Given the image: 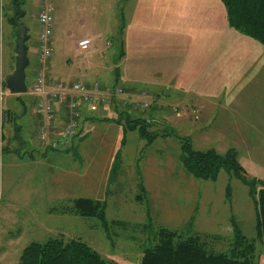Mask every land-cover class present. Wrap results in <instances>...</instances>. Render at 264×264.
<instances>
[{
    "label": "rangeland",
    "instance_id": "rangeland-1",
    "mask_svg": "<svg viewBox=\"0 0 264 264\" xmlns=\"http://www.w3.org/2000/svg\"><path fill=\"white\" fill-rule=\"evenodd\" d=\"M0 3L1 83L14 72L17 31L10 20L18 18L27 29L30 63L25 74L30 90L36 15L51 5L52 57L46 76L72 84L82 83V75L89 73L88 81L127 90L119 98L127 99V107L118 112L113 105L106 114L90 112L86 106L78 109L77 136L66 152L53 151L48 143L38 141L41 115L35 96L29 91L13 95L1 90L0 264H18L28 245L58 237L84 242L111 264H140L143 249L161 227L217 235L227 242L233 236V225L255 244L257 264H264L246 186L223 170L215 181L196 180L179 160L184 140L194 151L214 150L223 155L233 149L245 176L264 181V45L229 27L220 0H155L152 8L139 12L141 21L148 24L143 40L151 47L169 50L175 71L176 67L204 70L208 62L204 53L211 38L215 36L218 46L217 38L222 37L221 82L217 77L216 85L209 84L215 91L193 85L188 87L197 88L198 97L162 95L157 100L160 111L151 103L152 96L136 100L131 92L140 86L128 91L118 74L120 28L131 23L133 15L137 21L135 0ZM167 23L176 25L168 34L164 31ZM226 30L239 41L227 36ZM84 38L91 43L81 52L76 46ZM119 103L114 101L116 106ZM179 103L183 105L174 112ZM142 105L146 108L140 109ZM57 113L48 130L49 143L59 140L67 123ZM142 131L147 134L140 135ZM76 199L103 204L105 221L65 213Z\"/></svg>",
    "mask_w": 264,
    "mask_h": 264
},
{
    "label": "trees",
    "instance_id": "trees-1",
    "mask_svg": "<svg viewBox=\"0 0 264 264\" xmlns=\"http://www.w3.org/2000/svg\"><path fill=\"white\" fill-rule=\"evenodd\" d=\"M220 2L224 6L230 28L264 45V0H220ZM2 11L0 3V16ZM17 15L18 7L15 6V17ZM10 23L17 31L14 18L10 20ZM123 30L122 24L118 38L119 51ZM0 89L7 91L5 82L1 83ZM133 124L130 126L131 129ZM146 134V132H140V135ZM179 160L184 171L196 180L215 181L219 172L223 170L246 186L255 212L256 241L261 247V252H264V181L249 179L245 176L233 149L223 155L214 150L194 151L190 142L184 140L181 143ZM141 196L137 197L141 199ZM104 208L105 206L99 202L76 199L66 207L64 212L105 221ZM233 226V236L227 242L217 235L203 236L191 233L190 229L177 231L161 227L156 230L149 245L143 249L140 264H257L255 244L247 240L237 226ZM18 264L111 263L102 259L98 253L78 239L58 237L43 244L28 245L23 250Z\"/></svg>",
    "mask_w": 264,
    "mask_h": 264
},
{
    "label": "crops",
    "instance_id": "crops-1",
    "mask_svg": "<svg viewBox=\"0 0 264 264\" xmlns=\"http://www.w3.org/2000/svg\"><path fill=\"white\" fill-rule=\"evenodd\" d=\"M154 1L155 0H135V3L137 2L135 12H137L138 10L137 21L135 20L133 15L132 22L128 23V25L124 27L125 31L123 30L122 33L121 50L119 51L120 56H119L118 74L119 77H122L124 79L123 81L125 82L127 88H130L128 91L133 90L132 86H138V87L140 86L139 90L134 89L133 92H131V94H134V97L137 98L136 100L141 101L143 99H146L148 96H152V98H150L151 103L155 105L158 111H160L159 106H157L158 103L157 100H161L160 98L162 95L163 97L165 95L167 97L174 95L175 93H179V94H190L193 96H197L199 95L197 89L198 86H204L208 91L209 89H213V91H215V87H211L209 84L213 82L216 85L217 77H218V82L219 81L221 82L223 58H222V47L220 40L222 37L219 36L217 38L218 46L215 41L216 39L215 36L211 38L210 46L207 48L206 52L204 53V59H207L208 61L204 70L201 71L200 67L199 68L189 67L187 69L176 67V71L174 69H171L172 59L169 58V50L165 48H158L156 46L151 47V44L143 40V37L145 36V32H146L145 29H147L146 26H148V24H144V22L141 21L142 18L141 16H139V12L141 13L143 11H146L150 6L152 8ZM161 1L162 0H159V2ZM165 26L166 29L164 31L166 34H168L169 29L174 30V28L176 27L174 23L172 26L169 25V23H167ZM162 34L164 35V33ZM225 34L230 38L234 37L235 41L237 42L239 41L235 36H233V34H231L229 30H226ZM82 40H88V38H84ZM35 51H36V46H35ZM207 55L209 56L205 57ZM33 58H34L33 68L31 69L32 71H30L28 75L31 80V83L33 82L34 72L37 67L36 54L33 56ZM50 60L48 62V67L50 66ZM88 74L89 73L82 75L83 78L85 79V81L82 82L83 84L90 85V84L98 83L95 81H88V78L90 77V75ZM47 79L48 81L49 80L55 81V79L51 78L50 75L49 77H47ZM56 81L62 82L63 84H67L69 85V87L71 86V82H69L68 80L65 81L56 80ZM73 83L75 82H72V84ZM99 84L101 85V83ZM193 85L197 88L193 89L192 87H188ZM101 86L105 87V85H101ZM147 87H149V90L146 89ZM123 90L125 94H127L126 93L127 90H125L124 88ZM204 95L206 97H209L207 96L208 94L204 93ZM128 96H130L129 99L133 98L130 94ZM123 99L124 100H119V98H114L111 100V103L108 106L102 107L98 111H101L103 114H106L105 110H107V107L113 105V108L115 107L116 111L118 112L119 109H122L123 107L124 108L127 107V105L124 104L127 101V99L125 98ZM115 100H117V103L120 102L117 106L114 104ZM121 101L123 103H121ZM180 104L181 103L176 104L177 106L173 109L174 112L179 109ZM60 110L62 115H60V112H58L57 114L60 115L62 118H64L63 115L65 114V110L61 107ZM91 118L92 117L89 116L86 118V120H90ZM74 140L75 138L72 139L71 141L72 146L75 142ZM68 150L69 149L67 147L64 152Z\"/></svg>",
    "mask_w": 264,
    "mask_h": 264
},
{
    "label": "built area",
    "instance_id": "built-area-1",
    "mask_svg": "<svg viewBox=\"0 0 264 264\" xmlns=\"http://www.w3.org/2000/svg\"><path fill=\"white\" fill-rule=\"evenodd\" d=\"M54 8L47 5L41 8L36 15L37 37H36V71L29 95L35 96L37 113L41 115L39 127L36 130V137L39 142L49 145L51 150H65L71 140L76 136L77 113L81 106L88 107L90 112H96L102 107L110 104L114 98H119L124 90L119 86L101 87L98 84L86 85L75 82L69 85L62 82L47 79L48 62L52 57L50 49L52 13ZM89 40H82L77 43V49L81 52L87 50ZM1 86V82H0ZM0 89V97L3 93ZM63 108L66 125L61 128L59 140L50 142L49 127L54 124L56 109ZM140 106V109H145Z\"/></svg>",
    "mask_w": 264,
    "mask_h": 264
},
{
    "label": "water",
    "instance_id": "water-1",
    "mask_svg": "<svg viewBox=\"0 0 264 264\" xmlns=\"http://www.w3.org/2000/svg\"><path fill=\"white\" fill-rule=\"evenodd\" d=\"M21 15H19V18ZM17 28L16 44H15V67L14 72L5 82L6 90L13 95H23L27 93L26 74L25 71L29 66V61L26 56V42L28 39L26 27L19 22V19L14 20Z\"/></svg>",
    "mask_w": 264,
    "mask_h": 264
}]
</instances>
